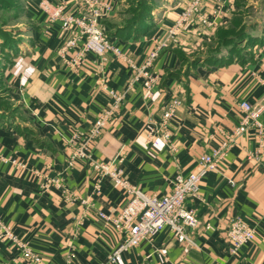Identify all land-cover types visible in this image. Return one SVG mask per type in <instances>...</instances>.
<instances>
[{
    "label": "crops",
    "instance_id": "1",
    "mask_svg": "<svg viewBox=\"0 0 264 264\" xmlns=\"http://www.w3.org/2000/svg\"><path fill=\"white\" fill-rule=\"evenodd\" d=\"M40 1L26 3V18L38 28H28L26 47L21 44L1 66L8 104L0 108V154L7 158H0V219L44 262L24 256L9 237L0 236V264H99L121 237L98 212L117 213L127 196L110 178L96 192L90 160L71 157L97 115L112 107L110 89L123 92L124 98L94 141L92 157H122L131 182L148 193L165 194L172 190L177 173L190 171L203 152L218 146L239 124L242 100L264 103V43L256 44L255 56L246 62L236 59L184 72L182 57L205 45L240 13L239 0H226L210 31L186 24L180 43L160 53L154 61L160 80L151 98L117 55L110 54L101 65L88 52L82 67L68 66L58 53L65 37L61 22H49ZM111 1L113 9L104 21L115 18L122 4ZM165 1L145 33L112 35L139 63L152 48L150 36L162 34L190 0ZM65 2L68 11L83 8L81 0ZM215 4L216 0H202L208 12ZM171 72L177 74L168 75ZM173 96L182 99L171 120L176 150L151 145L146 130L150 118L161 116ZM260 118L264 124V112ZM47 178H58L62 185L44 188ZM186 203L200 220L188 229L191 240L166 226L124 251L115 264H264V126H250L238 136ZM236 215L255 227L256 236L232 253L226 232Z\"/></svg>",
    "mask_w": 264,
    "mask_h": 264
},
{
    "label": "built area",
    "instance_id": "2",
    "mask_svg": "<svg viewBox=\"0 0 264 264\" xmlns=\"http://www.w3.org/2000/svg\"><path fill=\"white\" fill-rule=\"evenodd\" d=\"M83 8L78 11H68L65 0H41L40 6L47 14L49 22L57 19L61 22V30L65 34L63 42L58 49L59 55L65 63L79 69L83 66L85 55L92 52L97 61L104 65L110 54L123 58L134 70L132 80H141L146 96L154 94V88L159 83L160 73L154 68V61L160 53L181 41V28L190 23H196L206 31H210L216 24V16L221 14L226 0H216L212 12H208L202 5V0H190L180 12L178 18L168 26L162 34L150 36L152 48L145 61L139 63L129 57L109 33L104 19L111 13L113 2L111 0H81ZM114 97L112 107L102 110L83 136L79 147L71 157H85L90 160L95 171L94 190L100 192L106 178L112 179L121 186L127 196L125 205L117 213H108L100 210L99 216L109 221L115 231L120 234V241L109 252L106 260L99 264H115L122 259L124 251L137 246L145 237L151 236L158 230L168 226L179 235L191 240L188 229L195 228L200 220L193 208L187 203V197L197 195L200 182L205 174L219 167L224 160L228 148L250 126L262 128L264 126L260 116L264 112V103L252 104L244 99L240 102L243 115L239 124L225 134L223 141L212 150L203 152L197 159L194 167L186 173H177L172 179V190L165 194L148 193L139 185L131 182L124 167L121 165L122 157L115 159H96L92 157V145L101 134L109 119L115 114V108L122 102L124 93L110 89ZM182 99L173 96L164 104L163 112L158 118H150L147 124V141L151 145H164L171 150H176L173 140L171 120L181 105ZM255 152V157H260V148ZM1 159L6 157L0 154ZM10 160H14L10 158ZM70 161V162H71ZM22 164V163H19ZM61 181L47 178L41 184L44 188L61 186ZM227 237L230 242V251L237 253L246 242L252 241L256 230L244 217L234 216L227 228ZM0 236L9 237L26 257L44 262L43 256L28 245L0 219Z\"/></svg>",
    "mask_w": 264,
    "mask_h": 264
},
{
    "label": "rangeland",
    "instance_id": "3",
    "mask_svg": "<svg viewBox=\"0 0 264 264\" xmlns=\"http://www.w3.org/2000/svg\"><path fill=\"white\" fill-rule=\"evenodd\" d=\"M28 0H0V62L3 61V56L9 53L12 49L10 44H16L26 47L24 42L29 40L28 28L38 25L26 18V10ZM240 1V0H239ZM122 4L117 10V16L111 17L108 20L116 26H122L124 23L135 22L140 16L148 18L147 26H154L156 17L159 15L160 6L165 3V0H121ZM242 14L237 15L233 20L224 35H216L201 46L198 50L190 53L187 58L188 63L183 61L182 68L189 65L198 64L210 67L218 64L217 61H208L206 56L211 53L230 51L235 57H243L255 54L254 38L249 39V35H261L264 33V0H244L239 4ZM241 24V25H240ZM237 29L245 32L247 39L241 40L240 35H237ZM207 45V46H206ZM10 50V51H9ZM7 51V52H6ZM13 53V51L11 52ZM7 55V54H6ZM199 56L201 58L198 63H193V59ZM193 69V68H191ZM190 69V70H191ZM6 79L0 70V98L5 94Z\"/></svg>",
    "mask_w": 264,
    "mask_h": 264
},
{
    "label": "trees",
    "instance_id": "4",
    "mask_svg": "<svg viewBox=\"0 0 264 264\" xmlns=\"http://www.w3.org/2000/svg\"><path fill=\"white\" fill-rule=\"evenodd\" d=\"M243 1L244 0H240L239 1L240 4H242ZM239 14L240 15L242 14V11L241 10H240V13ZM239 14H237V15H239ZM237 15L234 16L233 20H235V18L237 17ZM135 20L136 21L134 23L133 22L124 23V25H122V26H116L112 22H110L108 19L105 20V22L109 26V33L111 35H120V36H123V37H129V36H134V35L136 36V34L138 35V34L145 33L150 28V27H148L146 25L147 24L146 22H147L148 18H147V16L145 17L144 14H143V16H140L139 18H137ZM228 28H229V25H228V27H225V28L224 27H221L219 29V31H218L217 34L218 35H224L222 33L226 32V30ZM236 34L237 35H240V38L242 37L241 40L247 39V37H248L247 35H245V32H243L241 30L239 31L238 29H237V33ZM216 35L214 37H216ZM252 37L254 38L253 42H254V46H255L254 48H255V53H256V44L258 45V44L264 43V33L261 34V35H259V36H257V35H251L250 34L249 35V39H253ZM9 46H10V48L12 50L11 51L9 50L10 52L9 53H6L7 55L4 54L3 61L0 62V70H1V66L4 64V62L7 63V62L11 61V59L13 58V55H15L18 52V50H19V47L16 44H10ZM12 51H13V53H11ZM254 56H255V54L253 56L252 55L248 56L246 54V56L244 55L243 57L240 56L239 58H237V57L234 56V54H231L230 51H228V49H227V51L208 54L206 56V58H208L207 59L208 61L215 60V61H217L215 63L223 64V63H226V62H229V61H233V60H236V59L239 60L240 62H246L248 60L253 59ZM182 60L185 61L186 63H188V61H189V59L187 57H185V56L182 57ZM200 60H201V58L199 56H196L193 59V63H198V61H200ZM197 65L194 64V65H189L188 67L186 66L184 72L185 73H188L191 68H194ZM1 72H2V70H1ZM171 74H177V73L176 72H171L168 75H171ZM4 90H5L4 93H6V87H5ZM7 104H8L7 96L4 94L0 98V108L3 105H7Z\"/></svg>",
    "mask_w": 264,
    "mask_h": 264
}]
</instances>
